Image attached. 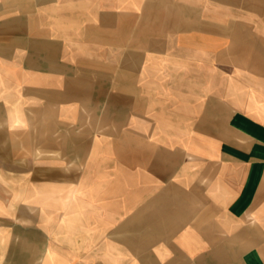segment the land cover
Returning <instances> with one entry per match:
<instances>
[{
	"label": "crops",
	"instance_id": "crops-1",
	"mask_svg": "<svg viewBox=\"0 0 264 264\" xmlns=\"http://www.w3.org/2000/svg\"><path fill=\"white\" fill-rule=\"evenodd\" d=\"M0 264H264V0H0Z\"/></svg>",
	"mask_w": 264,
	"mask_h": 264
}]
</instances>
